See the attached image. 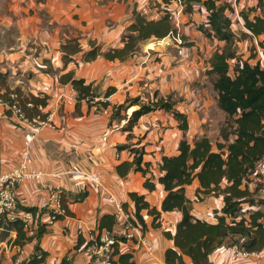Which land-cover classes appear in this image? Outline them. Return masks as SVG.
<instances>
[{
	"label": "crops",
	"instance_id": "crops-1",
	"mask_svg": "<svg viewBox=\"0 0 264 264\" xmlns=\"http://www.w3.org/2000/svg\"><path fill=\"white\" fill-rule=\"evenodd\" d=\"M156 1L164 5L160 0ZM235 1L231 6H236L237 13L238 9L254 6L258 0L246 4L239 0L237 5ZM133 3H136L137 11L148 13V0H0V73L7 74L10 89L19 88L24 93H43L49 97L42 112L47 113L50 124L42 128L32 142L30 166L42 173V181L47 188L34 181L18 185L15 190L18 204L21 207H35L37 213L30 229L26 231V240L19 246L23 251L20 261H17L18 255L7 243L16 237V233L13 234L11 230L8 237L0 241V264H24L35 254L36 246L46 252L42 264H62L63 260V264H102L88 260L82 244L76 247L79 240L84 243L90 232L97 231L102 215H113L115 212L114 205L106 199L102 189L87 176H96L131 216L134 204L128 193L142 195L151 207L160 210L166 194L157 180L161 158L176 155L184 136L190 143L202 135L209 138L202 124L210 116L225 120L226 116L217 107V96L206 74L210 69L211 55L217 47L222 46L213 37L211 44L202 36L201 63L194 52L191 56V51H195L193 47L181 49V54H176L173 49L165 47L146 49L143 43L134 55L122 62L108 61L102 57L82 62L81 53H78L72 56L71 61L63 63L60 45L68 40L77 39L84 50L90 49L89 41L96 42L104 49L122 47L121 36L132 21L128 18H131ZM166 8L173 13L172 22L178 31L183 27L189 30L195 19L205 26L207 12L201 4H195L190 14L184 13L183 7L176 3H170ZM153 14L148 16L149 19H158L161 12ZM187 16H190L191 21L186 19ZM237 19L239 21L238 16ZM262 36L257 39L261 40L264 38ZM253 40L256 43L255 37ZM154 52L158 54L154 55ZM263 59L261 51L259 57L243 58L250 64L259 61L261 66H264ZM175 61L178 64L174 65ZM68 71H73L76 78L92 83L98 97L103 96L108 88H115L108 102L110 106L133 98L148 103L153 100L154 93L162 97L171 94L173 101L178 97L180 101H176L174 107L187 116L188 130L184 134L170 113L156 110L138 119L131 130L132 137L128 139L127 132L122 130L126 119L113 120L110 124V108L107 114H103L94 111L83 100L79 102L76 113L75 91L69 83L58 82V75ZM194 80L202 81V106L199 108L193 107L196 100L188 106L194 96L190 91ZM209 87L210 96L207 93ZM211 104L216 112L213 109L209 111ZM137 108L132 106L122 114L128 118ZM6 110L7 107L0 103V174L17 165L27 128L11 115H6ZM218 129L215 143L223 142ZM232 138L230 136V140ZM215 143H212L213 147ZM126 144L143 150L142 160L149 164L147 176H154L153 191L144 188L145 178L139 172L130 171L123 178L118 176L116 166L133 159L127 149L118 148ZM256 183L260 184L257 190ZM246 185L250 191L256 190L255 198L264 200V179L257 182L255 177L250 176ZM198 187V181L193 180L184 188L185 197L190 201L191 214L213 223L215 212H220L223 206L222 197L206 196L198 201ZM50 190L61 194L68 212L55 221L50 219L46 210ZM82 193L85 194L82 201L74 200L75 196ZM254 208L243 206L245 213ZM141 214L146 223L142 233L153 245V253L147 254L133 242L119 244L117 249L120 253L130 254L135 264H164V252L173 247V241L167 239L163 231L174 234L181 212H161V227L158 229L150 227L151 217L145 211ZM41 227L44 232L39 235ZM113 228L119 229V224H114ZM185 261L188 262V258L185 257ZM208 262L263 264L264 250L254 256H238L230 261L226 246L221 245L212 251Z\"/></svg>",
	"mask_w": 264,
	"mask_h": 264
},
{
	"label": "trees",
	"instance_id": "trees-1",
	"mask_svg": "<svg viewBox=\"0 0 264 264\" xmlns=\"http://www.w3.org/2000/svg\"><path fill=\"white\" fill-rule=\"evenodd\" d=\"M128 1V0H124ZM165 6L176 3L183 7V12L190 14L195 4L204 6L206 15L205 27H200L207 38L213 37L223 43L210 57L208 75H213L212 90L216 94L217 107L225 114V127L220 130L223 142L215 143L214 147L208 137L202 135L190 143L184 138L179 142L178 152L173 156H163L158 166V183L166 192L160 210L151 207L142 195L128 193L134 204V213L131 221L143 231L146 223L142 211L151 217L150 227H161V212H181V219L171 235L163 231V235L173 241V247L164 252V264H209V255L217 247L235 244L249 253H259L264 250V200L255 198L256 190L250 191L246 185L249 177L253 176L256 161L264 155V66L259 61L250 64L247 60L239 59L235 50L236 36L232 29L230 13L233 9L227 0H160ZM238 13L239 24L252 37L264 35V0ZM132 21L121 36L122 47L106 48L94 41H89L90 49L84 50L77 39L65 41L60 45L64 64L72 60V56L81 53L82 62H91L102 57L108 61H125L134 55L139 45L150 39H163L176 35L177 29L172 22L169 12H164L158 19H149L143 11L132 10ZM230 61H235L230 67ZM232 71V74L230 73ZM60 84H70L76 93L75 111L78 113V104L86 101L89 106L98 95L92 83H86L82 78H76L73 71L58 75ZM115 88H108L103 96H110ZM10 94L16 96V102L28 120L36 117L45 119L47 113L42 112L48 104L49 97L43 93L32 95L24 93L19 88L10 89L7 85V74L0 73V100L11 103ZM172 95L165 97L154 93L152 101L142 103L139 98L126 99L124 103L110 106L102 103V107L110 108V124L113 120L126 119L122 128L131 139V130L138 119L150 112L164 110L170 113L178 122V128L185 134L188 130V120L184 113L174 107ZM132 106H138L127 118L122 113ZM6 115L10 116L9 110ZM232 136V140H230ZM120 150L127 149L132 155L131 162H121L116 166L120 178L130 171L139 172L145 178L143 186L148 191L154 190V176L149 173V164L143 162L142 149L122 145ZM197 180L196 198L202 201L206 196H221L223 206L220 212H215V222L201 220L191 214L190 201L185 197L184 188ZM203 197H200L202 196ZM85 194L75 196L74 200L82 201ZM65 215L68 213L62 199ZM255 206L253 210H243L244 204ZM122 207L123 204H122ZM33 217L37 213L35 207H22ZM63 215L55 214L54 220ZM114 217L110 214L101 216L97 232L111 230ZM15 231L14 244L22 245L26 240V231L17 222L6 225L4 231ZM3 232V231H2ZM0 232V241L1 238ZM44 232L43 227L38 234ZM83 244L79 240L76 247ZM118 245L113 246L110 264H135L128 253H120ZM46 252L35 247V254L24 261V264H42ZM115 257V258H114ZM188 258V262L185 261ZM65 260L62 261V264ZM264 264V263H263Z\"/></svg>",
	"mask_w": 264,
	"mask_h": 264
},
{
	"label": "built area",
	"instance_id": "built-area-1",
	"mask_svg": "<svg viewBox=\"0 0 264 264\" xmlns=\"http://www.w3.org/2000/svg\"><path fill=\"white\" fill-rule=\"evenodd\" d=\"M9 98L11 103L1 100L0 103L7 107L11 116L18 123L26 125L27 128L23 135V145L19 153L17 165L11 170L0 174V232L4 231L6 225L13 224L14 222L20 224L24 231H28L33 223L34 217L30 212L24 211L18 204L15 190L18 185L25 181H34L39 183L43 188H47L42 181V173L31 169L30 166L32 164V142L42 128L50 126V124L47 117L45 119L36 117L28 120L18 106L16 96L10 94ZM109 99L110 96L95 97L90 101V105L94 111L107 114L109 108H104L101 104L108 103ZM252 175L257 179V182L264 179V155L255 162ZM87 177L102 189V193L106 196V199L114 205V224H119V229L112 228L111 230H102L101 232L92 231L89 233L87 240L82 244L83 252L87 259L96 263L109 264L112 259L113 246L125 242H133L147 254H152L154 251L153 245L142 233L141 228L131 221L132 216L125 212L111 191L96 176L88 175ZM61 201L60 193L55 190L49 191L46 210L52 221H55L53 218L55 214L62 215L65 212ZM12 232L15 234V231ZM79 235H81V231H79ZM14 240L15 238L9 241V245L18 255L17 261H20V256H22L23 251L19 245L14 244ZM226 250L230 255V261H234L238 256L248 257L256 255V253H249L235 244L227 245Z\"/></svg>",
	"mask_w": 264,
	"mask_h": 264
},
{
	"label": "rangeland",
	"instance_id": "rangeland-1",
	"mask_svg": "<svg viewBox=\"0 0 264 264\" xmlns=\"http://www.w3.org/2000/svg\"><path fill=\"white\" fill-rule=\"evenodd\" d=\"M242 1L244 4H246L248 2H251L252 0H242ZM238 2H239V0H236L235 5H237ZM227 3H229L231 5L234 3V0H227ZM131 7H132V10H133V8H136V3H133V5ZM147 7L149 8V10H151V12H149V10L147 9L148 13H145V14L148 16L153 14V13L158 14L159 12H161V14H159V16H162L165 11L169 12L171 14V10L166 8L167 5L162 6L161 4L157 3L156 0H148ZM235 7L236 6L232 7L233 12L230 13V11L228 10L227 14L230 16V19L232 22V29H233V32L235 33V36H236L235 50L237 53V57L239 59H243V58L253 59L255 57H259L260 51L264 57V44H263L264 38H262L261 40H258L256 38V43H255L253 40V37L250 36L249 34L245 33L246 31L244 30L242 25L239 24V22H238V19H237L238 15L235 12L236 11ZM242 9H246V7L242 8ZM132 10H131V18H128V20H130V19L132 20V18H133ZM239 11H240V9H238L237 12H239ZM186 14H188V13H186ZM171 17H172V19H174L173 13L171 14ZM187 17L188 18H186V19L191 21L190 16H187ZM193 22H194V24L187 31H186L185 27H183L182 30H180V31H178V28H176L178 33L174 36L167 37V39H165V40L164 39L158 40L155 38H150V39H148L142 43L144 44L146 49H152L153 50V49H157L159 47L160 48L165 47L167 49H173L176 52V54H181V49L193 47V48H195V51H191V56H192V53L194 52L195 56L199 57V59L201 60L200 61V63H201L202 62V54H203L202 50L200 49V47H202L201 41H202V36L203 37H206V36L199 29H200V27H205V26L202 25L201 21H198L197 19H195ZM262 37H264V36H262ZM207 39L209 40V42L211 44L214 41L212 38H207ZM149 43L152 44V46H147V44H149ZM222 46H223V43H222ZM221 47H217V49L221 48ZM157 54H158V52H154V55H157ZM154 59H157V57ZM204 62H206V61L204 60ZM233 63L234 62L230 61V67H232V68L234 67ZM173 64L175 65L178 63L175 61V62H173ZM206 74H207V72H206ZM207 76H209L210 81L208 80V83H210L213 79V75L207 74ZM206 86H207V84H206ZM207 88H208V86H207ZM190 91H191V93H194V96L191 98L190 103L187 102V103H189L188 106H190L192 104V102L196 100V102L193 104V107L199 108L200 106H202V81H198V80L192 81L191 86H190ZM196 92H199L200 94L196 95L195 94ZM207 93L210 96V87H209V90ZM174 100H175L174 101L175 103H176V101L177 102L180 101L178 97L174 98ZM213 107H214L213 104H211L209 107V111L213 109L214 112H216ZM191 115H193L192 112H191ZM224 125H225L224 120H218V117L213 118L210 116L209 120L205 121L202 124V128H204V130L209 134L210 141L212 143H215L216 142L215 137L217 136L216 131L219 128L218 131H219V136H220V130L222 127H225ZM256 185H260V184L256 183ZM247 206H248L247 203L244 204V207H247ZM8 235H9L8 230L3 231L1 233V238L6 239L8 237ZM7 243H9V241Z\"/></svg>",
	"mask_w": 264,
	"mask_h": 264
},
{
	"label": "bare ground",
	"instance_id": "bare-ground-1",
	"mask_svg": "<svg viewBox=\"0 0 264 264\" xmlns=\"http://www.w3.org/2000/svg\"><path fill=\"white\" fill-rule=\"evenodd\" d=\"M147 46H152V44L149 43V44H147ZM175 50H176V49H175Z\"/></svg>",
	"mask_w": 264,
	"mask_h": 264
}]
</instances>
